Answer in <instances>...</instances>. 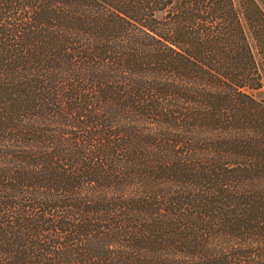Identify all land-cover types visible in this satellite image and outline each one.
Wrapping results in <instances>:
<instances>
[{"label":"trees","instance_id":"obj_1","mask_svg":"<svg viewBox=\"0 0 264 264\" xmlns=\"http://www.w3.org/2000/svg\"><path fill=\"white\" fill-rule=\"evenodd\" d=\"M264 0H0V264H264Z\"/></svg>","mask_w":264,"mask_h":264},{"label":"rangeland","instance_id":"obj_2","mask_svg":"<svg viewBox=\"0 0 264 264\" xmlns=\"http://www.w3.org/2000/svg\"><path fill=\"white\" fill-rule=\"evenodd\" d=\"M246 35H247L248 42H249V45L251 47L252 53L254 55L255 61L257 63L258 74L260 77V88L253 92V96L255 99L264 103V64H263L262 60L260 59V57L258 56V50L255 46V43L253 42V40L249 36V33L246 32Z\"/></svg>","mask_w":264,"mask_h":264}]
</instances>
